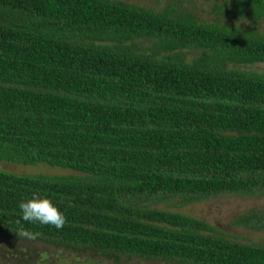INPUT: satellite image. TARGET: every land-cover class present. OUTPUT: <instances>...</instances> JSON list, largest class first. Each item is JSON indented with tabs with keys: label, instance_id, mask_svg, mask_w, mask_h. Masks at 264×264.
I'll use <instances>...</instances> for the list:
<instances>
[{
	"label": "trees",
	"instance_id": "trees-1",
	"mask_svg": "<svg viewBox=\"0 0 264 264\" xmlns=\"http://www.w3.org/2000/svg\"><path fill=\"white\" fill-rule=\"evenodd\" d=\"M225 6L251 26L175 5L0 0V162L69 171L0 170V233L50 256L264 264V246L158 207L264 197V73L241 69L264 63V0ZM34 195L66 216L63 229L23 221ZM234 222L264 230V208Z\"/></svg>",
	"mask_w": 264,
	"mask_h": 264
},
{
	"label": "rangeland",
	"instance_id": "rangeland-1",
	"mask_svg": "<svg viewBox=\"0 0 264 264\" xmlns=\"http://www.w3.org/2000/svg\"><path fill=\"white\" fill-rule=\"evenodd\" d=\"M132 4L140 5L154 10H162L169 5L179 6L187 11H192L199 20L203 22L222 21L229 25L251 26L248 20H241L233 11L225 6L226 0H121ZM218 6L224 8V13L218 9ZM260 28L264 29V22L261 21ZM185 58L188 62H192L199 54L195 51H188ZM241 69L253 70L264 73V63H256L252 66L242 67ZM0 170L9 171L16 174H68L58 168H52L46 165L23 166L15 163L0 162ZM180 200H171V202H163L158 205L159 208L177 211L188 214L201 220L207 221L211 225L217 227L227 237L248 244H258L264 246V230L256 231L247 228H241L234 223V219L254 208H264V197H249L244 195L223 194L199 202L182 204ZM43 249L42 246L33 247L27 244L24 239L20 241L12 239L7 235L0 233V264H27L29 261L35 264H163L158 261H148L140 258H126L124 256L113 255L111 258L103 257L102 254H95L87 257L74 250H55L51 256L45 252L37 253ZM38 256L35 258V254ZM79 257V258H77ZM77 258V259H76ZM92 261L88 262V259ZM87 260V262H86ZM92 262V263H90Z\"/></svg>",
	"mask_w": 264,
	"mask_h": 264
},
{
	"label": "clouds",
	"instance_id": "clouds-1",
	"mask_svg": "<svg viewBox=\"0 0 264 264\" xmlns=\"http://www.w3.org/2000/svg\"><path fill=\"white\" fill-rule=\"evenodd\" d=\"M19 209L22 213L23 221L32 224L51 225L57 230L63 229L66 224V216L47 198L41 199L39 196H33L31 199L21 201ZM19 237H28L35 239V236H28V233L22 232Z\"/></svg>",
	"mask_w": 264,
	"mask_h": 264
}]
</instances>
